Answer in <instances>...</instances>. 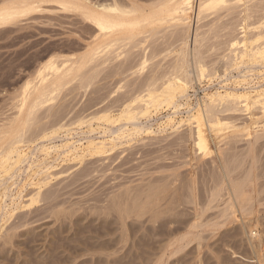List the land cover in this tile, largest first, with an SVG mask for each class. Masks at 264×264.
Listing matches in <instances>:
<instances>
[{"label": "rangeland", "instance_id": "obj_1", "mask_svg": "<svg viewBox=\"0 0 264 264\" xmlns=\"http://www.w3.org/2000/svg\"><path fill=\"white\" fill-rule=\"evenodd\" d=\"M2 1L0 8L7 3ZM28 1L33 3L30 12L0 27V130L21 125L22 120L10 121L17 115V97L42 62L51 55L82 58L103 41H96L95 27L80 12H68L55 0ZM78 1L94 12L113 2ZM114 1L137 9L138 15L153 13L160 2ZM198 1L193 0L187 24L155 23L134 31L131 42L88 64L81 77L63 86L56 100L31 116L24 146L44 144L47 154L72 138L86 144L130 128L152 133L117 142L101 154L82 152L86 155L80 153L81 161L65 158L61 150L58 156L43 155L46 161L40 163L44 158L37 154L45 167L34 178L26 176L30 171L23 172L26 166L21 168L20 179L10 188L12 197L20 195L21 200H16L20 202L12 216L0 215L5 219L0 220V264H259L249 248V225L256 221L254 232L264 233V104L252 105V98L247 107L239 101L213 109L225 126L202 130L206 148L195 124L159 128L169 116L185 120L186 110L176 115L163 105L153 109L160 116L152 109L143 114V105L133 101L147 89L164 90L181 75L187 83L181 100L191 108L216 93L254 97L262 88L256 85L257 76L247 82L248 71H264V64L237 69L232 59L257 36H264V0H231L233 5L197 18ZM143 59L147 62L141 71ZM198 59L211 77L197 80ZM225 74L227 79L236 77L226 81ZM131 102L138 105L137 118L132 124L118 122L119 113ZM106 113L114 117L108 127L116 131L104 135L101 130H109L107 123L96 118ZM62 126L76 134L65 137ZM235 183L243 186V194L233 192ZM239 199L243 204L238 205Z\"/></svg>", "mask_w": 264, "mask_h": 264}, {"label": "bare ground", "instance_id": "obj_2", "mask_svg": "<svg viewBox=\"0 0 264 264\" xmlns=\"http://www.w3.org/2000/svg\"><path fill=\"white\" fill-rule=\"evenodd\" d=\"M161 1L162 0H160V2ZM230 1L231 0H225V2L227 3L228 6L233 5L235 2L234 0H232L234 2H233V4H231ZM240 1L241 0H237L236 3L240 2ZM2 2L4 3V1H2ZM6 2L7 3L0 8V27L7 25L9 23H12L16 19L26 15L33 8L32 7L33 3L29 2L28 0H7ZM55 2L59 6H61L62 8L67 9L68 12H70L69 10L80 12L81 16H83L84 19H86V21L88 20L92 24V26L95 27V29L97 31V32L96 31L95 32L97 34L94 37H96V41H98L100 38L103 39V41L97 42L95 47L91 50V52L88 53L87 55L83 56L82 58H73L72 56H68V57L66 56V57L59 58L57 56L51 55L50 57H48V59L44 63L42 62V64L38 67V69H36L34 75H32L33 78L25 81L24 84L22 85L21 92L19 91L20 94H19V97H17L18 99H17L16 104H15V109L17 111L16 112L17 115L15 118L10 120V121H12V124L14 122L22 120L21 125H19L17 128H15L13 131H12V127H11L12 125L11 126L9 125L10 127H8L7 130H4L6 128H3V130H0V143H1V148H0V215H2V217L6 216L8 214H11L12 209H14L13 207L17 206V204H19V202H20V201H17L18 203H16V200L17 199L21 200L20 195L19 196L17 195V197L16 196L12 197V194H11L12 189H10L11 187H13L14 184L16 185V182H18V181L15 182V179L21 175V172H22L21 168L23 169V167L26 166V168L25 167L24 168L27 171H23V172L27 173L28 171H30L31 175L28 174L26 176H31V178H34L39 173V171L45 167V166L40 165V163L46 161V157H44L43 155L46 156L49 149H47L46 146H44V144L43 145L41 144L42 146H40L39 144H36V143H35L36 145H39V148H35L37 146H34V144H33L34 147L31 145L32 148L24 146V144H25L24 140L25 139L23 140V138H24L23 134H24L25 130L28 129V127L30 125L29 122H31L30 121L31 116H34V113H36V111L39 110L40 108H42L44 105H46L50 102H53L54 99L57 97V95L61 92L63 86H65L68 81H70V80L74 81L75 78L77 79V77H81L82 70L84 68H87L88 64L92 63L93 61H96V59L101 57V56H107L111 52H114V49L115 48L117 49V47H118V49L121 48L120 47L121 43L122 44L124 43V45H126L125 43L131 42L135 36L134 31H136L138 29H143L146 26L153 25L155 23L166 24V23L173 22L175 24H187V22L189 20V14L193 10V0H165L161 3L159 2V5H157V8L153 13L145 14V15H138L137 9H135L133 7H129V5H128L129 8L126 7L127 5L122 6L118 2H115L114 0L110 4L104 5L102 7L99 5V7H101V9H100V11H97V12L96 11L95 12L90 11L89 9L83 7L79 3L78 0H55ZM153 4H154V2H153ZM155 4H157V3L155 2ZM220 4H221V0H199L198 5H197V15H198L197 18L200 17V15L203 14L204 12L214 13V12H217L221 9L226 8V7L220 6ZM229 4H231V5H229ZM149 6H151V5H149ZM147 7H148V5H147ZM38 10H40V9H38ZM149 33H151V32H149ZM121 34H124V36L122 38L118 37V35H121ZM118 55H120V54L117 53V56ZM195 59L197 60V58H195ZM232 60L234 62L233 64L237 67V69L241 68V66H243V68H244V66L247 64L250 66V68H252V66H257V65L260 66L261 64H264V36H257L254 40H252V42L249 45H247V48L245 51L238 52ZM146 62H147L146 59H143V61L141 62V65L139 67L141 71L145 68ZM200 62H201L200 59H198V61H196V63L194 64L195 69H196L195 72L197 71V78H198L197 80L198 81H201L202 79L211 77V75H212L211 73H210L211 74L210 75L208 72L206 74V72L203 70L202 64ZM254 68L259 69L258 67H253L252 69H254ZM227 71H229V70H227ZM240 71L241 70H239V72ZM232 72L230 75H232ZM248 72H251V75H250L251 77L247 83H249L253 79V77L257 76L258 82L256 83V85H259L262 87V88H260L258 86L260 89L255 90L254 97H252V95H250L249 93L236 94V93L225 91L224 93H216V94L210 95V96L204 98V100L202 101V105H200V106L197 105L196 108H193V107L191 108L189 102L181 100V97L183 96V94L187 90V83L181 75V76H178L177 78H175L173 80V82L169 81L164 90L159 91L156 88L147 89L146 95L139 97V98H136L133 101L136 102V100H138L139 101L138 103L143 105V107L145 108L143 111V114L144 113L148 114L151 109L154 113L153 109H158V108L162 107L163 105H166L168 109L173 110V112L176 115H179L181 112H183L182 110L187 111V117L185 120L183 119V120H180L178 122L176 120V118L169 116V117L165 118V120L162 121L158 125L159 128H161V126H163V127L169 126L170 128L173 129L174 125L177 124L179 126L180 123H186V121H187L189 124H195L200 131H202L204 128H208L210 131H213L215 127L216 128L219 127L220 129H222L225 125L221 124V122H219L217 120V117L214 113L215 111L213 110L217 106L218 107L219 106L224 107V105H227L230 102H233V105H234L236 102H239V101H243L244 106H246L247 104H249V101H253V100H254L253 103L250 102L252 105L253 104H264V71L259 69L257 71L251 70ZM225 73H226V70H225ZM248 75H246L247 76L246 78H248ZM228 76H229L228 74H227V76H226V74L224 75V79L226 81H228V79L230 80L232 78L231 77V78L227 79ZM234 76H235V74H234ZM233 79H231V80L234 81ZM237 79L239 80V78H237ZM243 81L246 83L247 80L243 79ZM70 82H69V84H70ZM225 86L228 87V84H225ZM145 98H147V99L145 100ZM252 98H253V100H252ZM132 102L130 104L126 105L124 107V109L119 113V116L117 117L118 122L121 119H124L127 121L126 123L132 124L134 122V119L137 118L139 108L137 107L138 105H135L136 103L132 104ZM162 109H164V108H162ZM159 110H161V109H159ZM155 111H157V110H155ZM103 113H105V112H103ZM181 114H183V113H181ZM24 115H26V118L21 119V117ZM156 115H158V114L156 113ZM112 116H114V115H112ZM158 116H160V115H158ZM113 118L114 117H111L110 115H108L106 113L105 115H103V117H101V118L98 117L96 119L100 120V122H101V120L104 121L105 124L107 123V125H105V128H106V126L108 127V123H112V125L114 124L113 122H115V120ZM97 123H98V121H97ZM104 123L102 122L103 125H104ZM94 125H96V122ZM60 126L61 125H59V128H60ZM109 126H110V127H108L109 130L108 129L104 130L102 128V126L101 127L99 126V128L103 129V130H101V132L103 131L104 135H105V133H109L112 130L114 131V129H113L114 127H112V130H110L111 124ZM165 127H164V130H165ZM169 127H167V128H169ZM175 127H177V126H175ZM62 128L65 129V131L67 129V127L64 128L63 126H62ZM75 128H76V126H75ZM53 129L55 130V127ZM70 129H71V127H70ZM48 130H50V129H48ZM89 130H91V129H89ZM71 131H68V129H67V131L65 132L66 134L64 136L66 137L68 135L72 136L73 134H76V133H71ZM115 131H116V128H115ZM83 132L85 134V131H83ZM143 132L149 133V134L152 133L151 130H145L144 131V130H142V128H140V129L130 128L127 132H122L121 130H119L116 133H112V134H110V137L108 136L109 138H104V139H101L100 141H96V142L90 141V140L86 141V144H83V142H79L77 140H74V138H72L71 141H67L64 139L65 143L64 144L62 143L63 144L62 146L56 145V147L53 149V151L50 154H47V156H50L52 153H55L58 156L62 150L63 153L60 155L64 154L65 158H66V156L69 158L72 156L73 157L72 159H76V160L79 159V161H81L80 158L82 159V157H83V156L81 157L82 152L86 151L88 153L92 152L95 154H101L102 152L108 151V150L104 151V150H106L107 147H113V146H115V144L117 145V142L120 143L123 140L128 142L129 140H132L133 137H138L139 135H142ZM43 133L45 134L44 131L42 132V134ZM54 133H55V131H54ZM87 133H88V131H87ZM46 134H47V132H46ZM201 134H202V138H201L202 139V145L201 146L207 148V141H206L205 136L203 135V131L201 132ZM211 134H213V132ZM55 135H57V134H55ZM41 136L44 137L43 135H41ZM52 136H54V135L50 134V138ZM8 139H10V140H8ZM45 139H47V138L45 137ZM44 140H43V142H44ZM61 140H63V139H61ZM29 141H28V143H29ZM40 141H41V139H40ZM125 141H123V142H125ZM62 142H64V141H62ZM92 153H90V154H92ZM37 154H39L40 156L42 155L44 159L42 161H40L38 159ZM82 155H84V154H82ZM40 159H42V158H40ZM83 159H84V157H83ZM66 160H68V159H66ZM69 160L71 161V159H69ZM38 161H40V163H38ZM43 165H45V163ZM24 175H22V176L25 177ZM20 177H19V179H20ZM27 179H29V178H27ZM7 183H8V185H6ZM21 183H23V182H21ZM36 183L39 184V180H37ZM236 183L234 186H232V188L235 190L233 192L234 193L238 192L240 194H243L244 191H242V188H241L243 186H238V185H236ZM232 184H234V182ZM242 184H244V183H242ZM19 187H18V189H19ZM244 197H245V195H244ZM244 197H241V198L243 199ZM238 201H239L238 205L243 204L242 203L243 201L241 202V199H239ZM240 202H241V204H240ZM250 202H251V200H250ZM15 211H16V209H15ZM243 211H244V209H243ZM12 215L13 214H11V216ZM2 217H0V218H2ZM3 219H0V220H3ZM4 223H6V221H4ZM250 223H255V224L249 225V227L252 226V228H253V229L249 230V234H250V236H249L250 247L249 248H251V251H252L251 253L253 254L254 258H256L257 262L259 264H263L264 233L257 232L258 233L257 234L256 232H254V231H256V228L258 226L256 224L257 223L256 221L250 222ZM1 224H0V226H1ZM180 240H182V239H180ZM178 241H177V243H178ZM180 243L181 242H179L178 244H180ZM178 248H180V247H178ZM176 252L178 253V251H176Z\"/></svg>", "mask_w": 264, "mask_h": 264}, {"label": "snow or ice", "instance_id": "obj_3", "mask_svg": "<svg viewBox=\"0 0 264 264\" xmlns=\"http://www.w3.org/2000/svg\"><path fill=\"white\" fill-rule=\"evenodd\" d=\"M220 6H222V7H227L228 5H227V3L225 2V0H221V4H220Z\"/></svg>", "mask_w": 264, "mask_h": 264}]
</instances>
